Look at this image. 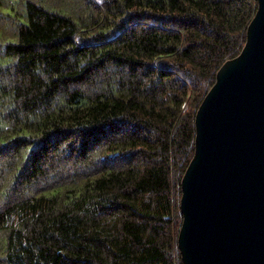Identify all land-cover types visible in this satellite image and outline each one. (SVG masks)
<instances>
[{
  "label": "trees",
  "instance_id": "16d2710c",
  "mask_svg": "<svg viewBox=\"0 0 264 264\" xmlns=\"http://www.w3.org/2000/svg\"><path fill=\"white\" fill-rule=\"evenodd\" d=\"M256 0H0V264H182L194 117Z\"/></svg>",
  "mask_w": 264,
  "mask_h": 264
},
{
  "label": "water",
  "instance_id": "95a60500",
  "mask_svg": "<svg viewBox=\"0 0 264 264\" xmlns=\"http://www.w3.org/2000/svg\"><path fill=\"white\" fill-rule=\"evenodd\" d=\"M194 117L181 178L182 264H264V0Z\"/></svg>",
  "mask_w": 264,
  "mask_h": 264
}]
</instances>
